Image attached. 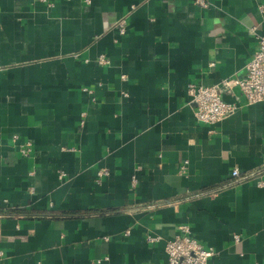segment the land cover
<instances>
[{
    "label": "crops",
    "instance_id": "0c3cea01",
    "mask_svg": "<svg viewBox=\"0 0 264 264\" xmlns=\"http://www.w3.org/2000/svg\"><path fill=\"white\" fill-rule=\"evenodd\" d=\"M206 2L0 0V264H167L182 224L264 264V101L188 92L244 73L264 0Z\"/></svg>",
    "mask_w": 264,
    "mask_h": 264
},
{
    "label": "built area",
    "instance_id": "2783aa9c",
    "mask_svg": "<svg viewBox=\"0 0 264 264\" xmlns=\"http://www.w3.org/2000/svg\"><path fill=\"white\" fill-rule=\"evenodd\" d=\"M42 1V0H41ZM46 1V0H43ZM195 3L206 6V0H194ZM120 32L126 31L124 20L117 24ZM101 63H107L106 55L100 57ZM238 87L249 104L264 101V35L258 38V46L245 65L244 73L223 79L217 85L206 86L191 83L188 88L191 102L195 105V116L206 123H218L232 114L238 107V102L228 101L227 94H234ZM238 98V96H236ZM28 153V148L23 149ZM188 161L181 165V171L186 170ZM234 177H240L238 169L233 170ZM264 181H261L263 184ZM181 232L166 243L168 254L167 264H209L210 258L214 255L212 248L205 247L191 232L186 224L179 226ZM238 240L239 236L235 235ZM156 237H150L155 240Z\"/></svg>",
    "mask_w": 264,
    "mask_h": 264
}]
</instances>
